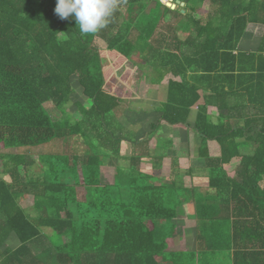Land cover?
I'll return each instance as SVG.
<instances>
[{"label":"trees","instance_id":"1","mask_svg":"<svg viewBox=\"0 0 264 264\" xmlns=\"http://www.w3.org/2000/svg\"><path fill=\"white\" fill-rule=\"evenodd\" d=\"M163 1L175 6L170 0ZM201 1L207 4L205 24L194 20V35L201 40L194 43L191 66L205 74V90L210 91L209 97L205 95L206 103L214 101L218 110L226 113L214 123L205 105V110L199 108L193 128L205 142L216 140L221 146L220 156L205 154L206 166L213 173L210 185L217 191V183L224 180L229 188L232 214L236 210L259 213V218L248 222L260 232L264 229V185L260 186L264 180V34L255 52H242L238 44L247 24L264 25V0H196ZM56 2L0 0V150L31 148L80 129L82 124L65 120V106L73 93V75L77 76L85 97L92 101L91 108L82 110L83 123L96 116L99 124L104 125V115L119 102L117 96L105 91L104 77L93 71H100L93 34L82 35L75 19L61 20L54 11ZM129 15L133 21L138 13L130 11ZM120 16L115 11L110 22ZM108 25L97 35L106 36L109 31V37L116 38L109 46L125 57L135 46L123 40L124 32L135 30L150 37L155 29L148 24L133 29ZM147 51L152 52L153 46ZM188 89L180 83L169 85V100L163 111L167 122L186 123L190 107L200 97L196 87L191 88V94ZM234 98H242L244 105L229 104ZM49 101L62 112L61 121L52 120L46 111L44 104ZM83 132L86 134L84 129ZM241 137L253 144L254 153L240 156L235 177L223 176L219 168L239 156L243 142L237 139ZM26 157L31 156L15 153L1 161L5 168L13 166L12 171L8 169L12 176L27 160L33 162ZM78 158L56 157L45 171L47 180L42 186L31 181L20 183L26 190L35 186L34 204L47 210L37 218H30L19 206L14 190L17 184L0 180V214L4 217L0 243L11 231L21 243L16 250L4 253L7 258L22 260L29 243L46 226L57 236L70 235L67 242L55 246L57 264H144L154 259L164 246L162 229L155 226V220L174 216L162 194L148 192L134 181L136 177H129L134 179L130 180V187L115 185L112 193L108 189L106 202L89 199L85 205L77 203L75 189L66 178L77 167ZM99 159L94 153L83 160L81 173L85 184L97 182ZM59 164L62 165L58 168ZM236 222L233 221V230Z\"/></svg>","mask_w":264,"mask_h":264},{"label":"crops","instance_id":"2","mask_svg":"<svg viewBox=\"0 0 264 264\" xmlns=\"http://www.w3.org/2000/svg\"><path fill=\"white\" fill-rule=\"evenodd\" d=\"M170 1L175 6L169 7L162 0H119L116 11L121 16L118 19L115 16L109 22L110 26L116 24L121 29H133L148 24L155 27L150 37L139 35L135 30L123 31V40L127 39L135 46L129 57L109 46L116 41V38L109 37V31L106 36L93 34L92 43L98 49L100 68L106 76L103 87L119 99L117 106L104 115L107 127L99 124L101 122L96 116L87 120L89 123H83L82 110L91 108L92 101L85 97L77 76L73 75L71 79L77 91L73 89L74 94L65 106V120L75 125L82 124L80 129H75L72 135L54 138L21 151L29 154L31 157L26 158L33 162L27 160L25 166L20 165L19 174L14 173L16 178L8 173L13 166L5 168V162L1 161H5L7 155L15 154L12 151L14 148L1 149L0 173H4V176H0V180L17 184L14 190L18 194L19 206L30 218H37L47 210L34 204L32 193H35L36 185L42 186L47 180L45 171L50 168V163L46 164L49 157L78 156L77 167L66 178L75 189V202L84 205L89 199L106 202L108 189L111 193L115 185L127 189L130 180L136 179L134 181L148 192L151 190L157 195L162 194V200L174 212L173 217L156 218L155 226L162 229L164 246L154 259L144 264H264V229L262 234V230L258 232L248 222L259 218L260 214L244 213L242 210L232 214L228 185L221 180L215 191L210 185L212 169L206 166L205 160V154L220 156L221 146L216 140L205 142L193 128L199 108L205 110V105L214 123L226 113L218 110L214 101L206 103L205 95L209 97L210 91L205 90L208 86L205 74L191 66L190 61L194 57L195 41L201 40L194 35V20H201L205 24L207 4L196 0ZM130 11L138 13L133 21L129 20ZM149 16L150 19H147ZM263 34L264 25L247 24L238 50L246 53L257 51ZM150 45L153 46L152 52L147 51ZM105 70L108 72L105 73ZM172 83L188 86L189 94L191 88L196 87L200 96L190 107L186 123L172 124L163 118L164 106L169 100V85ZM76 93H81L83 99L74 101ZM72 102L76 109L74 112L69 109ZM229 104L241 107L244 101L234 98L230 99ZM220 105L223 106V102ZM58 117L54 121L64 118L61 111ZM237 140L243 142V146L239 147V156L219 168L223 176L229 178L236 176L240 156L252 155L255 150L244 137ZM94 153L100 156L98 180L95 184L87 185L82 178L81 164ZM29 181L36 182L35 186H28V190L21 187L20 183ZM263 185L264 180L260 182V186ZM215 204L217 206L213 207ZM233 221H237L234 230ZM3 222L4 217L0 214V228ZM40 229L41 235L29 243L22 260L9 259L4 254L21 245L15 232L6 234L0 243V264H57L55 246L67 242L70 235L53 237L50 227ZM2 234L0 229V238Z\"/></svg>","mask_w":264,"mask_h":264},{"label":"clouds","instance_id":"3","mask_svg":"<svg viewBox=\"0 0 264 264\" xmlns=\"http://www.w3.org/2000/svg\"><path fill=\"white\" fill-rule=\"evenodd\" d=\"M119 0H57L55 14L61 19H75L82 35L105 28L118 8Z\"/></svg>","mask_w":264,"mask_h":264},{"label":"rangeland","instance_id":"4","mask_svg":"<svg viewBox=\"0 0 264 264\" xmlns=\"http://www.w3.org/2000/svg\"><path fill=\"white\" fill-rule=\"evenodd\" d=\"M205 7H206V5H205ZM152 16V15H151ZM151 16H149V18H147V19H150V17ZM140 46V45H139ZM107 65V64H106ZM108 66V65H107ZM100 71H97V70H95V69H93V71L95 72V73H99V74H101V76H103L104 77V83L106 82V76H104V72L101 70V68H100V65H99V67H97ZM108 71L107 70H105V73H107ZM74 76H76V75H74ZM77 82H78V80H77ZM76 83V82H75ZM71 85H72V87H73V89H74V91L76 92L77 91V87H75V85H74V81H72V79H71ZM74 94V93H73ZM83 96H82V94L81 93H76L74 96H73V100L74 101H80V100H82L83 98H82ZM44 107H45V109H46V111L48 112V114L50 115V117H51V119L52 120H57L59 117V110L54 106V104L52 103V102H46L45 104H44ZM74 104H73V102L71 103V106H69V109L70 110H72V112H74L75 110H74ZM105 125H106V121H105ZM106 127H107V125H106ZM105 128V127H104ZM103 131V133H106V132H104V130H102ZM88 133H89V135L91 134L90 133V130L88 131ZM54 141V140H53ZM1 146V145H0ZM44 147H47L46 145H43ZM14 149L12 150V151H14L15 153H21V151H23L24 149H26V148H28V147H13ZM4 150V149H3ZM3 150H0V152L1 151H3ZM7 151V150H6ZM54 151V150H53ZM13 152V153H14ZM46 158H48L47 157V155H46ZM45 158V159H46ZM55 158H56V156H54V155H52L51 157H49V159H48V161H47V163L46 164H49V163H51L52 161H54L55 160ZM62 164H59L58 165V168L61 166ZM22 175V174H21ZM0 176L2 177V176H4V173H0ZM51 232V231H50ZM53 237H57V235L56 234H54V236ZM65 240V239H64Z\"/></svg>","mask_w":264,"mask_h":264},{"label":"water","instance_id":"5","mask_svg":"<svg viewBox=\"0 0 264 264\" xmlns=\"http://www.w3.org/2000/svg\"><path fill=\"white\" fill-rule=\"evenodd\" d=\"M163 1V0H162ZM163 3H165L166 5H168L169 7H173V4L170 3V5L168 4V2L163 1Z\"/></svg>","mask_w":264,"mask_h":264}]
</instances>
